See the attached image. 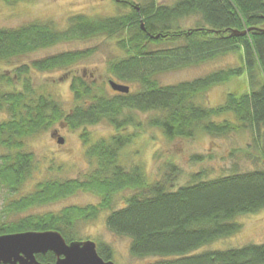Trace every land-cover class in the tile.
<instances>
[{
    "label": "trees",
    "instance_id": "16d2710c",
    "mask_svg": "<svg viewBox=\"0 0 264 264\" xmlns=\"http://www.w3.org/2000/svg\"><path fill=\"white\" fill-rule=\"evenodd\" d=\"M118 2L125 5L123 0ZM129 4L128 12L114 17L72 16L64 30L45 21L0 28V61L8 62L66 40L115 37L124 55L108 61L109 70L120 80L138 85L129 93L116 91L109 96L102 86L74 75L71 90L76 104L70 112L52 93L33 87L29 73L72 72L73 66L93 53L89 48L25 62L14 69V75L1 76L0 84L7 88H0V110H6L8 117L0 121V184L10 195L19 192L36 166L34 154L25 146L31 136L63 121L72 129L106 121L115 133L88 146L87 155L94 167L83 178L45 180L35 191L9 199L0 217V236L56 230L72 242L78 240L76 221L110 210L107 226L113 233L131 239V253L156 257L145 264H264V243L203 249L239 231L238 216L264 208V0H176L172 4L151 0L139 10L133 2ZM191 16L199 17V25L181 28V19ZM248 28L255 29L239 37L229 33L231 29ZM152 42L173 47L146 51ZM230 52L239 53L241 63L202 78L161 86L153 77ZM240 76L238 80L243 78L250 89L228 93L218 106L202 102L207 101L211 87ZM124 109L156 111L147 125L160 128L171 140L192 139L200 132L214 138L249 130L252 142L241 152L263 165L211 179L202 178L203 171L197 172L188 183L174 187L180 169L169 162L161 179L151 180L141 165L128 167L121 160V150L137 135L128 126H134V132L144 126L141 119L125 115ZM224 114H233L234 119L218 121ZM83 138L88 144L86 130ZM192 157L202 158L198 154ZM126 189L136 192L126 198L123 207L111 209L114 196ZM79 191L99 193L102 201L86 207L69 206L60 212L23 214ZM97 250L104 260L113 261L109 245L98 243ZM37 259L43 263L57 260L52 252L39 254Z\"/></svg>",
    "mask_w": 264,
    "mask_h": 264
},
{
    "label": "rangeland",
    "instance_id": "374dc122",
    "mask_svg": "<svg viewBox=\"0 0 264 264\" xmlns=\"http://www.w3.org/2000/svg\"><path fill=\"white\" fill-rule=\"evenodd\" d=\"M128 1L139 6L151 2V0ZM157 1L162 4H172L176 0ZM129 10L130 7L117 0H20L17 2L0 0V28H19L32 22L45 21L53 22L59 29L64 30L70 17L75 15L83 14L98 19L125 14ZM199 20V17L196 16L183 18L180 21V26L183 29L197 27ZM117 42V38L106 36L77 41L66 40L52 47L34 51L27 56L16 57L9 62L0 61V80L2 75H14V69L25 62L31 63L33 60L43 59L61 52L89 48L93 53L85 61L81 60L73 66L71 73L62 70L44 72L37 70L28 74L34 88L52 93L63 105L64 110L70 112L76 104L71 90V79L74 75H82L87 83L102 86L109 96L115 94L110 81L129 85L133 91L137 88L138 85L135 83L124 82L109 70L108 61L124 55ZM167 44L152 42L146 51L156 52L173 47V45ZM239 63H241L239 53L230 52L201 64L177 70H167L153 77L161 86L177 85L181 82L202 78L215 71L236 66ZM244 76L247 79V76ZM240 78L241 76L211 87L207 92V101L202 102L218 106L224 103L228 93L239 94L250 89V85L248 87L243 78L238 80ZM6 86V84H2L0 88L4 89L3 87ZM123 113L134 116L136 120L141 119L144 126L135 132L134 126H128V130L137 135L131 144L121 150V160L128 167L141 165L151 180L161 179L167 170L165 164L169 162L176 164L180 169L174 187L188 183L191 180V175L197 172L203 171L202 178L211 179L235 171L257 169L263 165L259 159L248 158L241 152L248 146L249 142H252L249 130L245 129L228 136L214 138L200 132L192 139L171 140L164 135L160 128L147 125L151 116L157 115L156 111L145 113L124 109ZM7 117L8 112L0 110V121ZM225 118L234 119V116L233 114H224L217 119L221 121ZM85 130L90 139L88 144L83 138ZM113 133H115V129L106 121L75 129L67 126L63 121L54 124L47 131H41L28 138L25 146L34 154L36 166L31 177L27 179L19 192L10 195L7 188L0 184V217L5 214V204L9 199L35 191L37 185L42 181L83 178L94 167L87 155L88 146L95 141L108 138ZM60 138L64 139L63 143L60 142ZM197 154L201 155L202 158L194 160L192 156ZM256 155H258L257 151ZM135 192L134 189L118 192L114 196L111 209L123 207L126 198ZM101 201L102 196L99 193L79 191L57 202L32 207L23 214L60 212L69 206L99 205ZM109 212L110 210L100 211L96 217L76 221L75 233L78 240L75 241L91 239L97 244L109 245L114 252L113 261L116 264H145L154 261L156 259L154 256H134L131 253V239L109 230L107 226ZM10 216L13 219L16 217L15 215ZM236 221L241 224L239 231L220 238L206 245L203 249H225L240 247L248 243H264V208L255 213L238 216Z\"/></svg>",
    "mask_w": 264,
    "mask_h": 264
},
{
    "label": "water",
    "instance_id": "95a60500",
    "mask_svg": "<svg viewBox=\"0 0 264 264\" xmlns=\"http://www.w3.org/2000/svg\"><path fill=\"white\" fill-rule=\"evenodd\" d=\"M144 28V24L141 23ZM145 29V28H144ZM255 28L240 31L229 30L233 36H244ZM264 31V30H263ZM156 39L159 35L154 36ZM111 87L118 92L129 93L130 87L110 81ZM63 143L64 139L60 138ZM52 252L57 260L43 263L37 255ZM0 264H116L104 260L98 253L97 243L91 239L67 242L56 230L28 231L0 236Z\"/></svg>",
    "mask_w": 264,
    "mask_h": 264
},
{
    "label": "flooded vegetation",
    "instance_id": "af4514ba",
    "mask_svg": "<svg viewBox=\"0 0 264 264\" xmlns=\"http://www.w3.org/2000/svg\"><path fill=\"white\" fill-rule=\"evenodd\" d=\"M119 1V0H118ZM123 2H124V4L125 5H127L128 7H130V4H129V1L128 0H123ZM137 5V4H136ZM137 8H138V10H139V5H137ZM128 12V11H127ZM143 28V27H142ZM145 28V27H144ZM143 28V29H144ZM145 30V29H144ZM152 36V35H151ZM155 36V35H154ZM154 36H152V37H154ZM150 45V44H149ZM149 45L147 44V48L149 47ZM68 73H71V72H68ZM115 82V81H114ZM116 83H119V82H116ZM119 84H123V83H119ZM126 85V84H125ZM130 87V86H129ZM130 89H131V87H130ZM114 92H116L115 90H114Z\"/></svg>",
    "mask_w": 264,
    "mask_h": 264
}]
</instances>
